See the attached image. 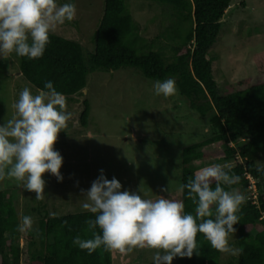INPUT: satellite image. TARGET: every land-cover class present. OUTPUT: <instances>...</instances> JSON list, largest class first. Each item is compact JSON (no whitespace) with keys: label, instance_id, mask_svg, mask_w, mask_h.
Masks as SVG:
<instances>
[{"label":"rangeland","instance_id":"1","mask_svg":"<svg viewBox=\"0 0 264 264\" xmlns=\"http://www.w3.org/2000/svg\"><path fill=\"white\" fill-rule=\"evenodd\" d=\"M69 0H58L59 4ZM77 8L72 22L59 25L54 32L80 42L86 52L95 48V33L104 11L105 0H74ZM138 23V33L156 47L169 49L173 19L168 6L151 0H126ZM222 28L208 55L219 87L226 92L244 88L248 83L264 81L259 72L257 55L264 53V0H232L222 18ZM139 54L142 52H138ZM20 57L14 53L0 59V124L15 115L14 105L20 92L37 89L21 76ZM264 65V62H263ZM153 79L139 69L124 67L111 71L96 69L88 74L87 85L81 94L66 98L67 111L72 118L58 133L54 150L63 157L60 172L62 182L44 173V198L17 185L15 181H0V190L14 197L20 220L31 216L36 224L39 212L49 215L68 214L84 210L86 192L103 169L104 175L122 184V190L143 195L145 199L161 197L182 200V150L197 142L210 139L215 132L211 123L188 105L179 92L170 97L155 95ZM90 103L89 123L83 126L80 113L83 100ZM235 144V143H234ZM224 145L206 146V151L224 150ZM239 158L225 160L223 156L209 157L198 170L221 164L235 165ZM264 165V157L258 160ZM161 188H169L162 192ZM248 199L249 189H238ZM246 199V201H247ZM32 207L34 208L32 210ZM28 234L24 232L23 235ZM237 234L231 244L237 247ZM25 246V241L21 240ZM26 249V248H24ZM153 249H135L122 255L112 251V264H153ZM235 256L221 255V264L234 262ZM177 263V258L172 264ZM33 264H40L35 261Z\"/></svg>","mask_w":264,"mask_h":264},{"label":"trees","instance_id":"2","mask_svg":"<svg viewBox=\"0 0 264 264\" xmlns=\"http://www.w3.org/2000/svg\"><path fill=\"white\" fill-rule=\"evenodd\" d=\"M168 6L173 19L169 49L156 47L138 33V23L126 0H105L104 11L95 33V48L86 52L83 45L56 33H50V43L42 58L20 57L21 76L35 89H44L51 81L66 98L81 94L88 74L96 69L111 71L134 67L149 79L176 80L177 88L190 108L206 118L215 129L205 141L182 150V185L209 157L225 160L242 159L231 167L240 181L225 190L247 188V174L256 179L258 202L249 198L238 213L234 225L238 235L236 245L243 252L229 264H264V81L248 83L244 88L226 92L215 80L212 58L208 52L222 28V18L232 0H151ZM142 52V53H138ZM259 72L264 73V53L257 55ZM80 122L89 123L90 103L83 100ZM230 143H233L231 145ZM235 143V144H234ZM224 145V150L206 151V146ZM215 187V184L212 185ZM250 194V193H249ZM185 211L195 215V205L182 192ZM32 231L23 235L17 230L21 220L14 197L0 190V264H112V251L98 248L92 254L73 244L75 237L91 239L88 221L95 216L89 211L49 215L40 213ZM34 208L32 207V210ZM96 233H100L97 228ZM199 255L177 258L176 264H221L219 251L213 249L203 235L197 234ZM25 241V246L21 245ZM26 248V249H24Z\"/></svg>","mask_w":264,"mask_h":264},{"label":"clouds","instance_id":"3","mask_svg":"<svg viewBox=\"0 0 264 264\" xmlns=\"http://www.w3.org/2000/svg\"><path fill=\"white\" fill-rule=\"evenodd\" d=\"M76 15L74 0L63 4L58 0H0V59L13 53L29 60L42 58L50 33L72 22ZM153 87L155 95L165 98L178 91L174 78L157 80ZM14 108L15 115L0 124V181L22 184L36 194L35 200H42L44 173L54 176L57 182L63 181V157L53 146L72 113L67 111L66 97L51 81L45 82L44 89H38L35 95L25 87ZM230 173L228 166L213 164L198 170L180 186L179 191L187 189V198L196 206L193 215L185 211L183 200L145 199L137 192L122 190L121 182L115 177L107 179L101 169L82 195L81 207L95 216L87 222L93 236H77L73 244L89 255L101 247L122 255L137 248L153 249V264H172L176 258L190 259L194 252L199 255L196 237L200 233L213 249L238 257L243 249L233 247L231 240L247 198L235 189L225 190V186L240 181L238 175ZM33 226V218L23 216L17 230L24 233L32 231Z\"/></svg>","mask_w":264,"mask_h":264},{"label":"built area","instance_id":"4","mask_svg":"<svg viewBox=\"0 0 264 264\" xmlns=\"http://www.w3.org/2000/svg\"><path fill=\"white\" fill-rule=\"evenodd\" d=\"M230 144L233 145V143H230ZM237 157L240 158L239 155ZM246 177L249 180V185L247 187V189H249V192H250L249 198L253 201V203L256 204L258 202V199H257L258 189H257L256 179L249 173L247 174Z\"/></svg>","mask_w":264,"mask_h":264}]
</instances>
